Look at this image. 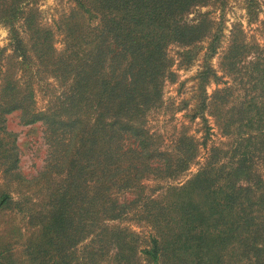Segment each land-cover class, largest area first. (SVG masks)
Instances as JSON below:
<instances>
[{
    "label": "trees",
    "instance_id": "obj_1",
    "mask_svg": "<svg viewBox=\"0 0 264 264\" xmlns=\"http://www.w3.org/2000/svg\"><path fill=\"white\" fill-rule=\"evenodd\" d=\"M24 1L0 0V22L8 26L13 52L21 60L27 55L14 23L21 19L32 30L35 21L31 8L22 9ZM72 1L74 8L64 19L68 40L54 57L57 75L71 82L57 107L33 111L30 92L15 97L10 82L0 94V131L4 113L15 109L24 123L39 122L44 139L53 145L51 169L64 173L41 230L43 242L59 244L61 252L60 246L71 248L92 236L94 251L101 255L112 249L116 264H139L141 258L146 264H264V177L258 167L264 166V43L260 49L254 46V76L248 81L261 95L231 103V116L224 111V131L232 123L239 128L229 156L212 148L197 171L181 184L169 185L160 200L139 195L118 200L121 190L139 193L142 177L174 178L196 157L188 136L178 138L171 151L161 150L143 117L160 104L163 78L174 75L164 51L170 43L188 46L182 53L190 58L194 45L207 39L196 74L198 113L212 103L204 86L209 77L218 78L207 60L216 51L220 23L213 27L204 16L190 21L183 16L197 5L222 6L224 0ZM81 12L86 24L91 18L98 21L86 25L85 37L75 21ZM36 25V52L53 55V33ZM242 47L235 38L227 45L223 58L228 69L240 60ZM7 151L10 161L3 170L11 174L18 161L15 146L4 149L0 138V153ZM6 199L1 194L0 205ZM138 203V212L153 228L140 248L134 232L103 222L126 215Z\"/></svg>",
    "mask_w": 264,
    "mask_h": 264
},
{
    "label": "rangeland",
    "instance_id": "obj_2",
    "mask_svg": "<svg viewBox=\"0 0 264 264\" xmlns=\"http://www.w3.org/2000/svg\"><path fill=\"white\" fill-rule=\"evenodd\" d=\"M22 5V9L31 8L35 16L32 30L24 28L21 19L14 23L23 39L27 57L21 60L15 56L8 26L0 22V94L4 93L3 86L10 82L13 88L10 92L15 97L30 92L29 105L33 111H49L57 107L71 82L70 77L57 75L54 57L63 50L65 40H68L64 19L74 8V3L72 0H25ZM80 16L82 18L75 21L81 26L80 36L85 37L86 25L89 27L98 21L91 18L86 24L87 16L82 12ZM199 16L210 19L213 27L220 23L216 51L207 60L218 78L214 80L209 77L204 86L205 95L211 97L212 103L202 114L198 113L200 90L197 88L196 74L202 64L207 39L194 45L193 51L196 52L190 58L182 53L188 46L170 43L164 51L170 62L169 70L174 75L171 79L163 78L160 104L148 109L143 117L144 127L156 137L161 150L171 151L178 138L188 136L194 140L196 157L186 171L174 178L142 177L138 182L141 186L139 193L133 188L124 189L116 193L118 200L137 195L141 199L149 196L160 200L169 185L181 184L196 172L211 154L212 148L226 151L227 158L230 154L228 150L236 140L234 131L239 128L232 123L228 131H224V111L231 116L234 112L230 110L231 103H247L249 96L258 98L261 95L258 90L250 89L248 81L251 75L254 76L251 64L257 51L254 46L260 49L264 43V0H253L252 3L247 0H224L222 6L209 2L190 9L184 14L183 20L190 21ZM36 21L39 27L53 33V55L43 56L36 52V39L32 38ZM234 38L244 48H241L242 55L234 68L228 69L223 56L227 45ZM235 108L237 111L238 106ZM21 114L16 109L4 113L3 131H0L3 148H10L12 143L18 159L14 173L9 174L3 169L10 161L7 158L10 152L0 153V195H7L6 201L0 205V264H54L59 261L61 264H116L111 260L112 249L101 255L94 251L95 246L91 247L90 242L92 236L71 248L60 246L61 252L56 249L59 244L49 246L43 242L41 230L48 220L51 199L63 183L64 173H55L51 169L53 145L44 139L43 127L39 122L24 123ZM258 167L264 177V166L259 164ZM139 209L142 207L138 203L126 215L103 222L106 227H124L134 232L140 248L153 233V228L138 212ZM139 264L146 263L141 258Z\"/></svg>",
    "mask_w": 264,
    "mask_h": 264
}]
</instances>
